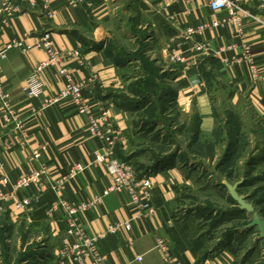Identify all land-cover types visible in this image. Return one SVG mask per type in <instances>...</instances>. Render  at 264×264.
<instances>
[{
  "label": "crops",
  "instance_id": "obj_1",
  "mask_svg": "<svg viewBox=\"0 0 264 264\" xmlns=\"http://www.w3.org/2000/svg\"><path fill=\"white\" fill-rule=\"evenodd\" d=\"M2 1L4 0H0V3ZM48 1L52 18L47 17L38 1L33 5L20 3V13L10 18L0 17V52L5 55L4 59H0V79L4 90L10 96L11 106H14L24 123L22 134L17 131L9 133L13 126H9L8 132L2 131L0 178L3 173H7L12 180L30 172L37 165H43L47 171L39 186L42 192L40 205L32 213L26 214L22 210L14 209L15 200L7 197L10 188L1 183L0 211L6 219L14 223H44L56 244L64 235V224L58 218L47 219L45 208L56 197L71 202L80 199L92 200L111 184L112 179L102 165L90 164L92 152H102L104 142L87 134L84 117L77 114L67 100L58 106L46 108L40 114L34 113L33 109L41 108L42 98L27 100L20 87L32 67L43 61L45 56L36 50L28 54H22L15 48L6 51V44L13 39L29 42L44 31H50L57 48L80 51L85 64L81 66L72 61L67 64V68L74 81L94 78V82L83 89V97L93 106L100 103L107 106L110 120L125 132L126 142L114 147L117 157H126L130 122L121 104L110 97L120 83L119 66L106 52V42L109 39L108 20L112 10L110 2L113 0H86L75 7L65 0ZM126 3L128 14L133 13L130 17L136 28L146 34L150 53L169 63L168 52L171 50L181 53L188 63L187 66H172L173 74L169 86L182 112L189 117L195 114L201 118L194 145L202 143V138L210 132L214 123L211 111L216 98L210 89L208 78L205 77L204 70L208 68L214 70L216 82L223 84L225 101L230 111L236 114L247 108L255 119L256 132L264 135V80L253 82L245 62L231 66L222 65L216 56L221 47H230V55L248 52L255 66L260 72H264V28L259 23L243 19L242 33L239 36L235 34L234 22L223 27L209 25L212 21L227 17V11L211 10L207 0H189L187 3L180 0H128ZM243 6L256 15H262L253 5ZM200 24L207 25L200 35L190 41L180 39L179 35L184 28ZM195 43L208 45V52L194 51L192 46ZM46 79L44 96L63 87V83L51 73ZM4 142H9L10 147L6 148ZM254 149L257 154L264 153V145ZM37 150H40V159L31 161V152ZM205 160L208 159L158 165V171L151 174L154 215L145 224L133 220L130 230H123L100 240L98 247L106 255L105 264H163L161 253L155 249L156 237L165 238L170 244L173 257L183 264H232L231 257L235 254L226 248L228 237L247 234V222L239 229L230 228L228 237L225 235L217 243L210 245L206 235L200 231L199 221L195 220L193 212L190 215H186V211L183 215L179 214L176 192L186 181L192 189L197 188L198 182L204 181L208 193L212 190L225 192L229 203L236 207L221 183L229 182V177L222 180L221 176L218 180L210 170L203 167L202 162ZM72 162L84 164V171L76 180L66 182L57 190L54 187L56 180L68 171L67 168ZM218 170L217 166L214 174ZM215 178L216 182L213 181ZM243 187L238 189V193L246 198L241 194ZM232 210H222L223 215L228 216V221L241 219L243 215L244 219L248 216L246 212L234 213ZM132 214L126 194L113 192L83 213L82 219L87 233L93 234L105 230L114 222L128 220ZM228 221L220 220L221 223L216 227L221 228ZM231 239L234 240L235 237ZM244 242L245 238H239L236 245L241 248ZM250 253L251 251L246 252L245 256ZM138 257H141L140 261H137Z\"/></svg>",
  "mask_w": 264,
  "mask_h": 264
},
{
  "label": "rangeland",
  "instance_id": "obj_2",
  "mask_svg": "<svg viewBox=\"0 0 264 264\" xmlns=\"http://www.w3.org/2000/svg\"><path fill=\"white\" fill-rule=\"evenodd\" d=\"M126 2L128 0L110 2L112 10L106 42V52L120 71V83L111 95L124 108L130 122L125 159L131 161L139 175L153 174L161 163L208 159L202 162L203 167L218 180L221 176L222 180L229 177L228 183L245 179L241 194L264 220V153L257 154L254 149L264 145V135L256 132L254 117L247 108L236 114L230 111L223 84L216 82L214 70L208 68L204 73L216 98L211 111L214 123L202 143L194 145L197 135L193 131L198 130L201 118L195 114L189 117L175 102L169 86L173 65L150 53L146 34L136 28ZM217 166L219 170L214 174ZM184 184L176 192L179 214L193 212L210 245L225 235L228 237L230 228L239 229L249 222V213L245 219L243 215L241 219L227 220L222 210H235V207L229 203L225 192L208 193L204 181L193 189L187 181ZM218 220L228 222L217 228L214 223ZM248 231L245 235L232 234L235 239L228 242L238 250L231 257L232 264H264L263 241L257 240L256 228ZM239 238H245L241 248L236 245ZM54 247L55 241L44 223H14L0 211V264H50ZM248 251L251 253L246 257Z\"/></svg>",
  "mask_w": 264,
  "mask_h": 264
},
{
  "label": "built area",
  "instance_id": "obj_3",
  "mask_svg": "<svg viewBox=\"0 0 264 264\" xmlns=\"http://www.w3.org/2000/svg\"><path fill=\"white\" fill-rule=\"evenodd\" d=\"M38 1L44 8L48 18L53 17L48 0H4L0 3V17L10 18L21 12L20 3L33 5ZM69 5L75 7L83 4L86 0H65ZM187 3L189 0H180ZM207 0V3L213 11H227V17L221 20L212 21L211 27H223L227 23L236 24V35L242 33L243 19L252 20L259 23L264 28V0ZM243 5H253L255 9L262 12V15H256ZM240 13V14H239ZM239 14V16H238ZM207 25L186 27L180 33V39L190 41L195 36L200 35ZM18 49L22 54L36 50L44 54L43 61L38 62L32 67L27 79L20 87L21 93L25 99L42 98L41 108L34 110L35 114L42 113L46 108L58 106L62 101H69L75 112L82 115L87 123V134L90 137H97L104 142L102 152L94 151L91 154L90 164H100L106 169L112 182L108 187L102 190L92 200L68 201L65 198L56 197V200L45 208L47 219L58 218L64 224V235L56 241L54 254L50 264H105L106 255L99 247L98 242L107 236L114 235L120 231L130 230L133 220H138L142 224L154 215L155 207L152 201L153 184L150 174L139 175L130 161L118 158L114 153L116 144H124L127 140L125 132L118 129L113 120H110L108 107L104 104L91 105L82 95L83 89L94 82V78H86L74 81L71 72L67 68L69 62H75L78 65H84V56L79 50L59 49L51 38L50 31H44L42 34L34 37L32 41L16 40L6 44L5 50ZM193 50L196 52H208V45L193 44ZM230 47H221L217 50L216 56L222 65H234L245 62L249 67L250 78L253 82L264 80V72L255 66L250 53L235 55L229 54ZM168 61L170 64L185 65L188 63L181 53L174 51L168 52ZM4 52H0V59H4ZM52 74L56 79L63 83L61 90L44 96L47 85L46 77ZM24 123L19 118L18 112L14 106H11L10 96L4 90L0 79V140L2 131L8 132L9 126L12 130L22 134ZM6 148L10 147L9 142H4ZM44 148V147H43ZM30 160L38 161L41 157L40 150L32 151ZM85 165L78 162H72L67 168V172L59 177L55 182V188L61 189L66 182L76 180L84 171ZM47 175L43 165L34 166L30 172L10 179L7 173H3L0 183L10 188L7 194L9 199L15 200L14 209L22 210L26 214L40 205L42 192L39 189L42 181ZM113 192H123L126 194L132 208V216L125 221H117L108 225L105 230L89 234L87 233L82 214L88 209L96 206L102 198ZM1 197V191H0ZM155 249L161 253L163 264H183L173 257L172 249L165 238L156 237ZM141 257L137 258L140 261Z\"/></svg>",
  "mask_w": 264,
  "mask_h": 264
},
{
  "label": "water",
  "instance_id": "obj_4",
  "mask_svg": "<svg viewBox=\"0 0 264 264\" xmlns=\"http://www.w3.org/2000/svg\"><path fill=\"white\" fill-rule=\"evenodd\" d=\"M222 185L225 187L230 199L234 201L235 206L240 212L249 213L251 215L249 222L245 225V229L256 228L258 231L257 240L263 241L264 247V220L260 219L259 215L254 212V209L247 199L239 195L238 189L242 186L243 180L240 179L235 183H228L226 181H221Z\"/></svg>",
  "mask_w": 264,
  "mask_h": 264
},
{
  "label": "trees",
  "instance_id": "obj_5",
  "mask_svg": "<svg viewBox=\"0 0 264 264\" xmlns=\"http://www.w3.org/2000/svg\"><path fill=\"white\" fill-rule=\"evenodd\" d=\"M206 75V74H205ZM204 75V76H205ZM205 77H207V76H205ZM110 97H113L112 95L110 96ZM197 129V128H196ZM194 133H196L197 132V130L196 131H193ZM195 135V134H194ZM197 135V134H196ZM196 138H197V136H196ZM196 138H194V139H196ZM118 158H120V159H122V160H125V161H130V160H128V159H125V157H118ZM131 162V161H130ZM147 174H152V173H147ZM245 179H244V181H243V184H242V186L241 187H243L244 185H245ZM223 187V186H222ZM229 199H230V197H229ZM230 201H231V203L232 204H234V201L232 200V199H230ZM235 205V204H234ZM232 212H234V213H243V212H240L239 210H238V208L237 207H235V210H232ZM221 222H220V220H218L217 221V223H214V225H219ZM232 237V236H231ZM231 237L229 236L228 237V240L227 241H229L230 239H231ZM227 249H230L231 250V253H233V254H236L237 253V249H235L234 248V246L232 247V245L231 244H228V246L226 247Z\"/></svg>",
  "mask_w": 264,
  "mask_h": 264
}]
</instances>
